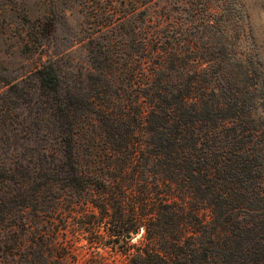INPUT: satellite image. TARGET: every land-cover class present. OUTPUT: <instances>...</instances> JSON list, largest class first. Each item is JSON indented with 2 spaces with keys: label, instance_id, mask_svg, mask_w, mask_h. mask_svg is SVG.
Here are the masks:
<instances>
[{
  "label": "trees",
  "instance_id": "obj_1",
  "mask_svg": "<svg viewBox=\"0 0 264 264\" xmlns=\"http://www.w3.org/2000/svg\"><path fill=\"white\" fill-rule=\"evenodd\" d=\"M135 11L93 74L36 68L27 118L0 100V264H264V62L246 8Z\"/></svg>",
  "mask_w": 264,
  "mask_h": 264
},
{
  "label": "rangeland",
  "instance_id": "obj_2",
  "mask_svg": "<svg viewBox=\"0 0 264 264\" xmlns=\"http://www.w3.org/2000/svg\"><path fill=\"white\" fill-rule=\"evenodd\" d=\"M237 5L249 14L264 62V0H0V100L22 104L18 113L27 118L25 85L31 73L51 59H60L66 71L93 74L91 58L110 40H122L127 10L138 9L136 16L145 7L169 8L182 21L193 18L196 10L201 14L204 9ZM39 29L42 36H38L45 42L42 51L36 49L31 32ZM21 144L17 152H27L33 146L27 141ZM11 154L0 151V162L10 163ZM140 239L141 235L132 243Z\"/></svg>",
  "mask_w": 264,
  "mask_h": 264
}]
</instances>
